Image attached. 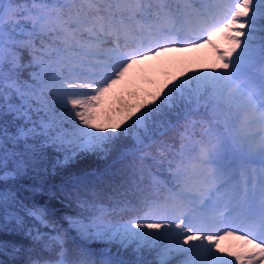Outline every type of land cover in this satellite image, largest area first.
Masks as SVG:
<instances>
[{"label":"snow or ice","instance_id":"6c2138e0","mask_svg":"<svg viewBox=\"0 0 264 264\" xmlns=\"http://www.w3.org/2000/svg\"><path fill=\"white\" fill-rule=\"evenodd\" d=\"M0 264H264V0H0Z\"/></svg>","mask_w":264,"mask_h":264},{"label":"rangeland","instance_id":"374dc122","mask_svg":"<svg viewBox=\"0 0 264 264\" xmlns=\"http://www.w3.org/2000/svg\"><path fill=\"white\" fill-rule=\"evenodd\" d=\"M218 43L223 42L216 38ZM216 59L215 53L209 46L191 52H169L162 57L146 61L141 65L133 66L126 74L124 81L114 87L106 98L105 108L118 96L125 99H134L133 93L139 92L141 96L145 91L153 90L158 84L169 79L170 75L178 74L185 67H198L209 64ZM191 61V63H189ZM227 246L228 240L221 241Z\"/></svg>","mask_w":264,"mask_h":264},{"label":"trees","instance_id":"16d2710c","mask_svg":"<svg viewBox=\"0 0 264 264\" xmlns=\"http://www.w3.org/2000/svg\"><path fill=\"white\" fill-rule=\"evenodd\" d=\"M242 71H248V69H242ZM82 166H86V165H82ZM93 166H95L94 163Z\"/></svg>","mask_w":264,"mask_h":264}]
</instances>
